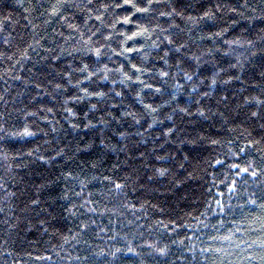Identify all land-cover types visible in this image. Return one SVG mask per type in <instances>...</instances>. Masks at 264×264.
Wrapping results in <instances>:
<instances>
[{
    "label": "trees",
    "instance_id": "trees-1",
    "mask_svg": "<svg viewBox=\"0 0 264 264\" xmlns=\"http://www.w3.org/2000/svg\"><path fill=\"white\" fill-rule=\"evenodd\" d=\"M57 4L0 0V264H264V0Z\"/></svg>",
    "mask_w": 264,
    "mask_h": 264
},
{
    "label": "snow or ice",
    "instance_id": "snow-or-ice-1",
    "mask_svg": "<svg viewBox=\"0 0 264 264\" xmlns=\"http://www.w3.org/2000/svg\"><path fill=\"white\" fill-rule=\"evenodd\" d=\"M67 2H68V0H58L57 7H62ZM154 2L155 3H159V0H148V4H147L146 7H137L136 4L133 2V0H125V3L126 4H130L132 7L136 8V11H138V12H148L149 9L152 7V4ZM217 7H219V6L217 5ZM54 11H55V9H54ZM172 11L175 12L176 11L175 8H173ZM170 14L171 13L161 12V15H170ZM177 15H181V14L180 13H177ZM211 15H213V14L210 11L205 13V16H209L210 17ZM97 19H100V17H97ZM188 19H193V18L192 17H189ZM124 22L125 23H130L131 20H130V18H125V21ZM174 27H177L178 28L179 25H174ZM162 31H164V30L162 29ZM150 36H151V33H150L148 27L139 26L138 31L134 32L131 36H128L127 37V40H136L138 37H148V38H150ZM126 42L127 41H125V43ZM167 43L168 44H175L176 43V40L169 38V39H167ZM155 46L158 47V45H155ZM179 50H180L179 48H176L174 51L179 52ZM124 51L125 52H143V49L134 48V47H127V48H125ZM122 54L123 53H121V55ZM96 55L98 57L101 55L99 49L96 50ZM143 59L144 60H147L148 59V54L147 53H143ZM161 59H163V57H161ZM132 68L135 69V71L137 73H142L143 71H147V69H142V68L137 67L136 64H133L132 65ZM86 70H87V65H85L84 68L81 69V71H86ZM101 71H111V70H109V69H107V67H105V69H102ZM116 71L123 72V69L122 68H118V69H116ZM124 75H125L126 79H128V80H131L132 79V77L130 75H128L126 72L124 73ZM160 75L161 76H167L168 73L161 72ZM104 78L107 79V76H105ZM89 79H90V77H89ZM189 79H191V77H189ZM140 83L143 84V81H140ZM145 87H149L150 88L152 86L151 85H145ZM156 91L159 92L160 89H156ZM85 92H87V89H85ZM90 94L99 95V96H104L105 95V93H103V92H96V93H90ZM93 107H95V105H93ZM148 107L151 108L150 105ZM152 111H155V109H152ZM129 115H130V113H129ZM253 115H256V113H253ZM27 134L28 135H32V133H27ZM218 163H219V161H218ZM233 167H238V166L237 165H233ZM242 171L245 172V173H248L249 172V169L248 168H245ZM161 175H163V172L161 173ZM251 176L252 177H256L257 176V172L256 171H252L251 172ZM121 187L122 186L119 185V184L116 185V188H118V189L121 188ZM250 203L253 204V205H255L256 204V201L253 200V201H250ZM260 207H264V205H261ZM229 238L230 237H225V239H229ZM217 251H219V249H217Z\"/></svg>",
    "mask_w": 264,
    "mask_h": 264
}]
</instances>
